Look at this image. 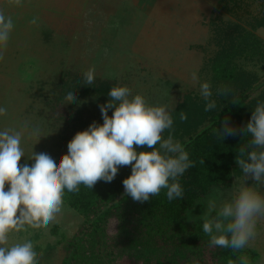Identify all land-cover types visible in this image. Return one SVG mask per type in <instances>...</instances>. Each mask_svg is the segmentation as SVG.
Segmentation results:
<instances>
[{"label": "rangeland", "instance_id": "1", "mask_svg": "<svg viewBox=\"0 0 264 264\" xmlns=\"http://www.w3.org/2000/svg\"><path fill=\"white\" fill-rule=\"evenodd\" d=\"M219 3V0H22L21 6L9 3L7 16L12 17L14 29L0 61V107L7 109V115L0 116V130L19 129L27 121L39 125L43 136L39 141L36 137L22 141L25 156L20 165L34 163L28 159L32 150L46 153L54 160L67 154L68 142L77 128H66L63 122L50 120L49 107L43 100L48 94L55 98L60 94V89L56 90L60 83L73 84L76 77L92 66L97 82L115 81L117 86H127L133 95H143L154 106L168 109L176 104L181 93L200 94L204 82L203 57L209 54L203 55L196 47L213 36L210 18L219 13L224 20H241ZM34 17L38 18L36 24L30 23ZM240 22L249 28L247 22ZM255 32L264 39V28ZM206 49L213 50L211 46ZM238 60L243 69L264 77L261 62L243 57ZM86 94L82 93L84 100L94 98ZM40 111H46V115ZM245 183L264 195V185H255L253 178L245 180L243 175L235 178L228 189L213 188L199 199L188 212L189 222L214 216L215 211L207 212L209 200L216 202L218 210ZM82 221L83 216L64 203L62 212L47 228L12 233L9 242L31 240L41 264H61L65 252L60 239L72 235ZM256 231V238L247 247L256 249L258 264H264V218L258 219Z\"/></svg>", "mask_w": 264, "mask_h": 264}, {"label": "trees", "instance_id": "2", "mask_svg": "<svg viewBox=\"0 0 264 264\" xmlns=\"http://www.w3.org/2000/svg\"><path fill=\"white\" fill-rule=\"evenodd\" d=\"M219 2L247 22L249 28L241 20H224L221 14L215 13L209 21L213 36L196 48L203 55L209 54L203 57L201 71L203 83L211 86L210 99L215 100L217 106L205 111L207 101L201 94L187 91L167 109L173 126L165 130L163 138L171 132L194 165L178 178L183 198L169 201L166 190H161L158 196L146 202L134 201L125 195L123 186V180L131 175V166L120 167L112 182L99 181L92 190L80 185L79 191H66L64 203L80 213L83 221L72 235L60 239L65 252L61 264H193L194 261L198 264H229V261L240 264L242 255L249 258V264H258L256 249L245 247L233 252L210 246V238L202 230L205 219L198 218L193 223L188 220L189 210L199 199L213 188L228 189L235 178L244 175L236 157L239 148L246 146L251 136H243L239 130L248 123L257 103L264 102V77L243 69L238 63L243 57L264 65V39L255 32L264 28V0ZM210 46L214 49L207 51ZM66 84L63 81L57 86L60 94L55 98L53 94L44 98V104L49 107L48 118L63 122L66 128H77V132L87 130L93 122L102 125L99 106L110 99L108 92L117 86L115 81L95 80L88 85L80 74L73 84ZM221 88L231 90L227 97L218 94ZM69 91H74L77 101L83 103H69L65 99ZM85 91L94 98L84 100L82 93ZM233 98L239 104L233 103ZM113 111L108 110L109 116ZM182 114L185 120H181ZM226 118L238 131L234 136L221 139L214 129L223 131L222 122ZM136 150L152 149L144 146ZM55 161L58 165L60 160Z\"/></svg>", "mask_w": 264, "mask_h": 264}, {"label": "clouds", "instance_id": "3", "mask_svg": "<svg viewBox=\"0 0 264 264\" xmlns=\"http://www.w3.org/2000/svg\"><path fill=\"white\" fill-rule=\"evenodd\" d=\"M9 3L21 6L22 0H9ZM37 20L34 17L30 23L36 24ZM13 29L12 17L0 10V61L4 59ZM192 79H197L195 73ZM84 80L88 85L93 84L95 66L84 73ZM230 91L221 88L218 94L227 97ZM200 94L207 101L205 111L216 108V101L210 99L209 83L201 85ZM108 96V102L99 106L103 124L93 122L87 130L77 132L58 165L50 155L33 150L28 157L34 160L31 166L19 163L25 156L22 141L33 137L39 141L43 137L39 125L26 121L19 129L0 130V264H39L40 254L34 243L24 240L10 244L11 234L27 232L29 228H47L62 212L66 191H79L80 185L92 190L99 181L112 182L120 167L131 166V175L123 180V186L125 195L136 202H146L161 190H166L169 201L183 198L178 178L194 165L171 132L163 138L165 130L173 126L167 107L149 104L143 95H133L127 86L112 87ZM65 99L69 103H83L77 101L74 91H69ZM231 101L239 104L235 98ZM109 109H114L111 116ZM5 115L7 109L0 107V116ZM180 118L185 120L186 116L182 114ZM222 123L223 131L214 129L218 138L237 134L238 130L227 118ZM239 131L251 139L239 148L236 163L245 180L251 177L255 185H264V102L257 103L250 120ZM144 146L152 150L137 152V147ZM213 211L216 214L210 219L206 217L202 225L203 233L210 238L209 245L238 252L256 238L258 219L264 218V195L245 183L218 210L216 202L209 200L207 212ZM239 261L249 264V258L244 255Z\"/></svg>", "mask_w": 264, "mask_h": 264}, {"label": "crops", "instance_id": "4", "mask_svg": "<svg viewBox=\"0 0 264 264\" xmlns=\"http://www.w3.org/2000/svg\"><path fill=\"white\" fill-rule=\"evenodd\" d=\"M9 0H0V10H3L5 15H8Z\"/></svg>", "mask_w": 264, "mask_h": 264}]
</instances>
